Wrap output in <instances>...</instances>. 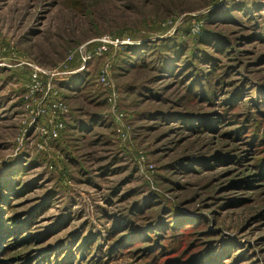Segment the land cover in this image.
<instances>
[{
	"label": "rangeland",
	"instance_id": "obj_1",
	"mask_svg": "<svg viewBox=\"0 0 264 264\" xmlns=\"http://www.w3.org/2000/svg\"><path fill=\"white\" fill-rule=\"evenodd\" d=\"M0 264H264V0H0Z\"/></svg>",
	"mask_w": 264,
	"mask_h": 264
},
{
	"label": "built area",
	"instance_id": "obj_2",
	"mask_svg": "<svg viewBox=\"0 0 264 264\" xmlns=\"http://www.w3.org/2000/svg\"><path fill=\"white\" fill-rule=\"evenodd\" d=\"M114 43L115 42L109 37L102 38L99 40L98 45L93 48L92 52L84 56L83 62L91 58L102 56L108 51L109 45ZM109 68L110 61H107L102 65L100 71L101 76L98 81L103 85L109 83L107 80ZM41 78L40 69L38 67L33 68L29 73V79L26 84V93L29 97H34L38 93L42 94L41 97L43 102L32 111V121L39 120L43 117L48 119L47 123L42 124L43 122H40L41 125H38L40 135L43 136V139L46 141L56 139L59 136V133L65 128V118L69 113V110L63 103L62 99L59 98V88L55 87L56 85L50 81H48V84L47 82H43Z\"/></svg>",
	"mask_w": 264,
	"mask_h": 264
},
{
	"label": "trees",
	"instance_id": "obj_3",
	"mask_svg": "<svg viewBox=\"0 0 264 264\" xmlns=\"http://www.w3.org/2000/svg\"><path fill=\"white\" fill-rule=\"evenodd\" d=\"M127 57H128V59H126V62H125V63H130V62H132V61H135V60H136L135 58H137L138 61H140L141 58H139V57H142V56H141V55H132V54H131L130 56H127ZM110 61H111V60H110ZM136 61H137V60H136ZM142 63H143V62H142ZM142 63H141V64H142ZM141 64H140V65H141ZM124 65H126V64H123V66H124ZM68 88H70V87H68ZM68 88H66V89L68 90Z\"/></svg>",
	"mask_w": 264,
	"mask_h": 264
}]
</instances>
